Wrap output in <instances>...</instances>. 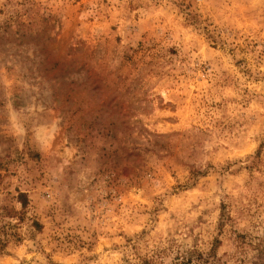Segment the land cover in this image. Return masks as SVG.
<instances>
[{
  "label": "rangeland",
  "instance_id": "rangeland-1",
  "mask_svg": "<svg viewBox=\"0 0 264 264\" xmlns=\"http://www.w3.org/2000/svg\"><path fill=\"white\" fill-rule=\"evenodd\" d=\"M263 238L264 0H0V264Z\"/></svg>",
  "mask_w": 264,
  "mask_h": 264
},
{
  "label": "trees",
  "instance_id": "trees-1",
  "mask_svg": "<svg viewBox=\"0 0 264 264\" xmlns=\"http://www.w3.org/2000/svg\"><path fill=\"white\" fill-rule=\"evenodd\" d=\"M20 203L24 208L28 205V200L26 195L20 194ZM256 249L259 251L260 256L264 257V238L260 239L257 244ZM1 251V250H0ZM167 251L161 252V255L154 256L153 258H144L141 260V264H165L163 260L159 261V257L162 254H166ZM126 264H129L128 262ZM172 264H219L217 263V255L213 252L209 257H204L201 253L196 250H185L173 261Z\"/></svg>",
  "mask_w": 264,
  "mask_h": 264
}]
</instances>
